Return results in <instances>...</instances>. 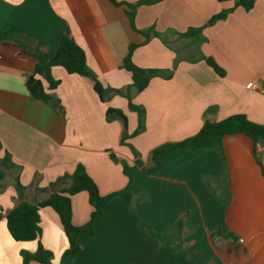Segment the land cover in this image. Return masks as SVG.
<instances>
[{
  "label": "crops",
  "instance_id": "obj_1",
  "mask_svg": "<svg viewBox=\"0 0 264 264\" xmlns=\"http://www.w3.org/2000/svg\"><path fill=\"white\" fill-rule=\"evenodd\" d=\"M143 1L117 0L116 6L109 0H0V34L17 31L32 39L24 41L28 49L39 47L52 58L66 33L110 91L102 102L91 79L53 68L61 82L53 92L64 107L61 114L27 88L37 60L16 41L0 40V159L7 152L13 163L0 169V264H23V253H35L38 246L15 241L7 228L6 215L20 203L17 181L25 200L37 204L61 188L53 183L82 164L105 196L127 186L124 165L134 166L139 159L150 167L155 148L196 135L206 122L244 115L264 125V0H255L249 11L235 1ZM128 6L135 8L137 30ZM225 11V19L209 24ZM191 29H201L200 39L183 36ZM148 30L149 39L141 33ZM132 45L138 46L132 56L137 66L162 71L143 92L132 87V75L124 69ZM209 58L224 77L207 65ZM127 95L144 111V130L128 140L137 158L122 145L123 122L106 117L109 108L119 109L128 119L129 134L137 131L139 114L130 109ZM224 150L228 206L221 200L226 186L215 180L225 174L220 153L179 149L162 154V168L153 175L135 168L133 186L148 194V200L135 197V208L146 224L164 225L170 246L183 218L184 247L196 264H264V175L255 144L244 134L228 135ZM258 156L264 167V145ZM72 205L73 224L87 223L92 212L87 193L74 196ZM40 219L41 242L58 264L68 248L59 217L44 208ZM95 228V236L79 238L74 264H180L139 231L122 198L104 206Z\"/></svg>",
  "mask_w": 264,
  "mask_h": 264
},
{
  "label": "trees",
  "instance_id": "obj_2",
  "mask_svg": "<svg viewBox=\"0 0 264 264\" xmlns=\"http://www.w3.org/2000/svg\"><path fill=\"white\" fill-rule=\"evenodd\" d=\"M116 6L120 3L117 0H109ZM163 0H145L141 4H152ZM235 1L238 7H242L249 11L254 7L255 0H220ZM131 12H129V18L131 24L135 30V14L132 6H128ZM228 11L222 12L214 16L209 24H214L218 20L225 19L228 16ZM201 29H191L184 33L183 36L196 35L200 39ZM147 39H149L151 30L141 32ZM0 40H12L16 41L23 47V53L34 57L37 60L33 74L27 81V88L30 94L39 100H42L59 113L64 114L65 110L61 104V101L57 99L53 92L60 86V80L54 78L52 74L53 68L60 67L65 70L68 75H79L91 79L94 82V90L98 94L102 102H106L109 99L110 91L105 89L101 82L97 79L95 73L89 68L85 51L66 33L62 35L60 46L54 57H49L46 53L41 51L39 47H34L30 50L25 45L24 41H32L27 36L17 32L11 31L7 34H0ZM137 45L130 46L129 54L124 61V69H126L132 75V87L136 88L138 92L146 90L152 79L162 76V71L159 69H145L137 66L132 59L133 53L137 48ZM207 65L214 70V72L224 77L225 72L213 59H205ZM168 75L167 78H170ZM115 94H122V92L116 90ZM129 100V107L131 110L139 114V126L134 134L128 132V119L125 114L115 108H109L106 112V117L109 121L121 120L124 125V133L122 137V145L131 149L134 156L137 158L138 154L135 148L128 143V140L144 130V111L141 107L132 103L131 98L127 95ZM244 134L253 140L255 144V157L259 165L262 167L264 175V167L259 160L258 148L260 145H264V125H260L250 121L244 115H233L222 121L218 122H206L202 129L194 136L189 137L183 141L176 143H166L155 148L151 153L152 165L150 167H144V164L139 159L136 160L134 166L124 165L123 172L128 178V184L126 187L119 191H115L108 195H101L98 185L89 175L86 167L79 164L76 170L71 175H64L60 177L51 186H61L58 191H54L47 199L37 203L30 204L25 200L24 186L19 181L16 183V190L20 203L6 215V223L8 231L11 237L17 242H34L38 243L35 253H23V264H30L31 262H37L40 264H54L52 262L53 254L50 250L46 249L41 242L42 228L40 226V212L44 208H50L54 210L60 220V224L64 230L66 238L68 240V248L64 252L60 262L58 264H74V257L80 252L79 238L81 237H93L96 235L95 222L104 215V206L108 204L112 199L119 197L122 198L129 206L132 213L136 216L139 231L146 236L149 240L154 242L159 251L163 253H169L180 264H196L191 258L190 254L184 247V227L185 221L180 218L177 221V229L175 232L176 244L170 246L164 237V225H149L143 222L137 213L134 205V199L136 196H143L145 200H148L147 192L137 190L133 186V173L136 167H142L143 172L146 175H153L159 172L162 168L160 157L162 154L170 151H176L179 149H216L224 162L225 174L223 179H215L219 184H224L226 187L223 191V197L221 200L228 206L231 202V194L229 191V175L227 172V160L224 150V138L228 135ZM115 159L114 155L110 156ZM0 165L6 169H10L12 161L9 153L6 152L5 156L0 159ZM0 176L3 174L0 173ZM87 193L89 204L92 207L90 219L87 223L81 226L73 224V205L72 199L74 196L80 193ZM215 195V192L213 193ZM2 215H0V219ZM218 233H220L218 231ZM215 235V234H214Z\"/></svg>",
  "mask_w": 264,
  "mask_h": 264
},
{
  "label": "built area",
  "instance_id": "obj_3",
  "mask_svg": "<svg viewBox=\"0 0 264 264\" xmlns=\"http://www.w3.org/2000/svg\"><path fill=\"white\" fill-rule=\"evenodd\" d=\"M252 86H253V83H249L247 87L250 88ZM241 242H243V241L241 240Z\"/></svg>",
  "mask_w": 264,
  "mask_h": 264
},
{
  "label": "rangeland",
  "instance_id": "obj_4",
  "mask_svg": "<svg viewBox=\"0 0 264 264\" xmlns=\"http://www.w3.org/2000/svg\"><path fill=\"white\" fill-rule=\"evenodd\" d=\"M0 169H3V168L1 167V165H0Z\"/></svg>",
  "mask_w": 264,
  "mask_h": 264
}]
</instances>
